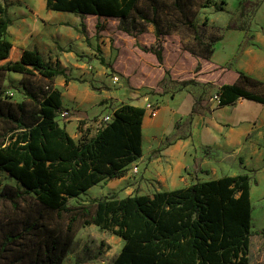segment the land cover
Listing matches in <instances>:
<instances>
[{
	"label": "trees",
	"instance_id": "obj_1",
	"mask_svg": "<svg viewBox=\"0 0 264 264\" xmlns=\"http://www.w3.org/2000/svg\"><path fill=\"white\" fill-rule=\"evenodd\" d=\"M140 0H46L48 11L72 13L127 20L133 15L145 24L152 23L139 9ZM251 6L259 3L240 2L242 17ZM217 11L224 12L216 6ZM8 6L0 1V73L11 72L27 77L41 76L53 80L62 77L69 81L66 70L54 67L38 50L16 48L7 38L13 24ZM153 10L158 14L157 7ZM241 17V18H242ZM100 28V25H97ZM137 29V27H136ZM227 29L244 30L245 26L230 23ZM131 29L124 32L131 34ZM158 45L143 48L156 55L162 64L161 32L156 31ZM216 39L209 42L207 52L196 55L210 60ZM105 65V58H101ZM201 63L196 67L200 71ZM169 75V72H166ZM172 81L181 86L199 84L195 79ZM163 79L157 90H164ZM249 87H259L255 94ZM27 95L36 102L35 93L25 85ZM165 91V90H164ZM62 92L50 85L41 91L42 100L28 114L24 103L12 104L0 98V121L12 123L0 143V171L8 173L25 192L17 190L14 206L24 194H33L46 209L59 214L71 213L69 228L98 226L124 241V247L113 264H250L249 249L252 237L251 177L249 174L227 176L219 180L197 182L176 191L157 192L153 196L112 195L93 200L71 209L70 199H77L101 183L127 175L129 167L143 156L142 127L145 108L122 104L113 113L112 122L104 125L90 140L77 143L58 118L64 110ZM219 107L248 99L264 104V83L240 73L239 81L216 89ZM201 99L196 102L197 113ZM38 226L34 222L28 229ZM22 235L9 236L7 247ZM42 252V253H41ZM67 241L53 238L45 244L35 264H62ZM43 255V258L41 257Z\"/></svg>",
	"mask_w": 264,
	"mask_h": 264
},
{
	"label": "rangeland",
	"instance_id": "obj_2",
	"mask_svg": "<svg viewBox=\"0 0 264 264\" xmlns=\"http://www.w3.org/2000/svg\"><path fill=\"white\" fill-rule=\"evenodd\" d=\"M0 1L8 6L15 26H23L22 21L31 24L33 37L26 39L22 45L28 49L38 48L45 61L64 69L59 62L61 59L67 66L64 70L70 78L69 81L65 80L66 85L70 86L69 82L72 81L71 84L75 87L87 90L91 99H98L99 95H120L126 90H138L154 96L162 79V87L173 88L171 73H179L183 79L190 78L194 70L193 64L199 59L196 55L207 52V47L202 45H208L216 39L223 30L221 22L227 23L230 20L229 15H222V11L215 8L219 6L225 10L227 0H140L139 9L153 21L149 24L142 22L136 15L127 20H117L48 11L46 0ZM154 6L158 8V14L154 12ZM232 15L233 13L231 17ZM53 20L59 22L52 24ZM75 29L80 34L81 41L74 39ZM124 29H131V34L125 33ZM157 29L161 32L159 44L164 57L162 64H159L156 55L142 51L143 48L158 45L155 34ZM47 34L50 36L47 37ZM89 47L92 50L91 57L87 54ZM71 52L74 56L69 55L71 58L67 59L65 54ZM101 58H105V65L101 64ZM166 72L169 75L162 78ZM115 75L121 77L118 87H113L111 83V78ZM55 80L59 82L61 78L58 76L57 79L48 80L41 76L27 77L2 72L0 98L12 104L24 103L27 113L31 114L42 100L40 92L47 91L50 85L55 84ZM25 85L31 93H35L36 102L28 97ZM249 90L255 94L262 93L259 87H249ZM64 92H67L66 89ZM65 103L72 106L67 100ZM107 105V100L99 103L92 99L84 109L89 114V121L81 122L77 130L73 129V125L69 126L77 143L95 136L104 117L111 116L122 103L117 99L116 102L112 101V105ZM69 116L62 118L60 115V124L65 126ZM11 124L0 121V143L6 131L12 128ZM134 167L129 168L127 175L135 182ZM139 167L143 173L146 165L140 163ZM256 179L258 178L253 179L251 184L254 190L260 186H255ZM17 190L25 192L24 187L8 173L0 171V264H35L36 257L42 253L40 251L45 244H51L56 237H60L63 242L67 241V252L62 264H113L121 254L124 241L118 236L94 225L79 227L75 224L71 231V213L59 214L46 209L33 194L22 195L21 199L15 201L19 203L15 207L12 200ZM112 195L122 199L128 197L130 192L124 186L112 189L109 182L101 183L79 198L70 199L67 207L73 209L89 205L93 200L107 199ZM257 206L254 201L250 264H264V217H257ZM36 221L38 226L29 232L28 229ZM19 235L22 237L5 246L9 236Z\"/></svg>",
	"mask_w": 264,
	"mask_h": 264
},
{
	"label": "crops",
	"instance_id": "obj_3",
	"mask_svg": "<svg viewBox=\"0 0 264 264\" xmlns=\"http://www.w3.org/2000/svg\"><path fill=\"white\" fill-rule=\"evenodd\" d=\"M242 1L259 3V8L253 11L248 6L245 17H242ZM226 3V9L221 13L229 15L230 20L227 23L221 22L223 30L216 38L210 60L196 59L193 64L194 70L189 79H195L199 84L183 87L172 82L173 88L157 90L154 96L138 90H126L120 95L92 98L99 103L107 100L108 105L118 99L123 105L131 104L140 108H144L149 101H155L160 106L156 118L145 115L142 127L143 156L129 167L137 165L136 181H132L128 174L122 179L110 181L112 189L124 186L130 192L129 196H153L157 192L187 188L197 182L247 173L252 178L251 184L253 179L258 178L254 184L260 185L259 189L254 190L251 185V202L253 209L254 201L258 205L257 217H264V104L240 99L237 103L219 107L214 100L216 89L237 83L240 73L264 83V0H227ZM22 22L24 24L20 28L14 23L8 27L7 38L14 47L28 49L22 42L33 37L31 24ZM235 22L245 26V29L228 30L227 26ZM77 27L80 29L79 25ZM74 31L79 35L74 34V39L81 41L80 34L76 29ZM29 50L41 53L38 48ZM87 54L92 56L90 47ZM69 55L74 56V53L65 54L67 59L71 58ZM60 60L62 68L66 69L67 66ZM199 63L201 68L196 72ZM171 76V81L185 80L179 73H171ZM59 78L61 80H55L54 86L62 92L64 110L70 113L65 128L71 134L70 125L77 130L81 122L89 121V114L84 109L92 99L87 90L75 87L72 81L67 86L65 79ZM199 99V110L193 114ZM66 100L72 106H67ZM103 125L101 121L98 130ZM140 163L146 165L143 173Z\"/></svg>",
	"mask_w": 264,
	"mask_h": 264
},
{
	"label": "built area",
	"instance_id": "obj_4",
	"mask_svg": "<svg viewBox=\"0 0 264 264\" xmlns=\"http://www.w3.org/2000/svg\"><path fill=\"white\" fill-rule=\"evenodd\" d=\"M120 78L121 77H119L118 75H115L113 78H111V83H112L113 87L120 86V84H121V79ZM214 100H216L218 102V104H219V96L218 95H216L214 97ZM144 108H145V110H146L145 112H146V114H148V116L155 117V118L157 117L158 112L160 111V106L155 101L147 102L145 104ZM60 115L62 116V118L68 117L69 116V111L65 110ZM112 120H113V114L111 116H105L102 123L108 124V123L112 122ZM134 171H135V173L138 174L137 165L134 167Z\"/></svg>",
	"mask_w": 264,
	"mask_h": 264
}]
</instances>
